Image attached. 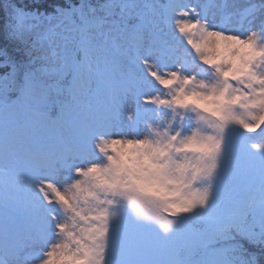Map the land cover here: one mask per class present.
Listing matches in <instances>:
<instances>
[{
	"label": "snow or ice",
	"instance_id": "6c2138e0",
	"mask_svg": "<svg viewBox=\"0 0 264 264\" xmlns=\"http://www.w3.org/2000/svg\"><path fill=\"white\" fill-rule=\"evenodd\" d=\"M0 264H264V0H0Z\"/></svg>",
	"mask_w": 264,
	"mask_h": 264
}]
</instances>
